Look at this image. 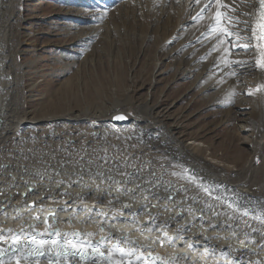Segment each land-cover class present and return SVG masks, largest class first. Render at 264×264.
Wrapping results in <instances>:
<instances>
[{"label":"bare ground","instance_id":"6f19581e","mask_svg":"<svg viewBox=\"0 0 264 264\" xmlns=\"http://www.w3.org/2000/svg\"><path fill=\"white\" fill-rule=\"evenodd\" d=\"M73 1H82L86 7L69 14L76 18L74 21L60 19L62 29L56 34L71 39L63 46L83 52L86 42L91 43L92 49L104 39H111L114 44V35H109L108 28L127 25L126 18L119 15L129 11V5L144 2L151 20L154 14H161L163 19L170 16L177 0H98L103 2L104 11L93 8L97 0ZM183 1L188 8L174 26L176 29L173 27L172 35L180 36V40L163 58L180 57L183 77L198 69L195 78L199 85L207 92L220 90L225 104H232L230 94L236 91L240 107L244 102L249 106L246 113L228 108L229 114H241L239 129L248 136L242 143L249 146L247 151L240 150L233 162L235 169L230 171L204 158L207 151L216 158V148L209 142L211 137H205V129L183 133L182 122L178 121L181 118L165 111L155 113L158 104L151 100L150 104L147 95L136 108L131 106L128 93L126 98L115 96L109 107L103 103L60 111L49 104L45 110L51 112L31 116L23 109L19 95L23 69L34 62L19 63L18 55L11 59L5 47L14 44L15 54L24 52L19 29L27 19L18 10H9L12 0H0V229L8 237L7 241H0V246L7 247L10 242L7 229L29 230L33 218L39 217L35 221L39 237L47 218L61 232V243L65 233L69 239L74 231L80 234L78 239L91 233L88 239L107 254L115 241H121V247L133 248L136 253L125 257L124 264L129 259L133 264H151L155 256L174 264H264V68L257 63L264 61V39H257L258 27L256 35L252 32L257 26L253 5L258 6V0ZM15 3L20 0H15L12 7ZM112 5L118 14L114 20L104 14L106 7ZM188 9H192L190 15ZM217 11L221 13L219 18ZM162 19L164 27L159 36L164 37L169 20ZM98 20L102 21L101 32L96 26L85 24ZM237 20L246 23L237 24ZM186 22L188 25L184 26ZM166 40L170 38L164 39L162 47ZM68 54L62 56L66 65L73 63L74 55ZM82 58L83 62L78 63L89 60L87 56ZM92 68L82 69L79 65L74 74L81 77L83 70L95 72ZM99 69L106 74L105 66ZM82 78L70 82L66 92L75 95L77 91L83 97L96 93L98 87L93 86L90 91L91 86ZM114 80L111 86H115ZM248 84L253 87L250 93ZM210 92L212 105H216ZM248 94L250 99L245 98ZM120 111L128 116L127 125L113 127L110 117ZM186 136L207 145L187 146L183 143ZM2 176L6 177L5 184ZM33 186L36 187L30 190ZM101 237L104 243H100ZM43 238L57 237L44 234ZM125 239L131 243L124 244ZM141 253L137 261L136 256ZM90 257L88 261L76 258L73 264H107L98 255ZM29 259L36 264L35 258ZM113 259L119 260L120 254L113 253ZM5 261L15 264V259L8 261L6 257ZM39 264H49L48 258L40 257Z\"/></svg>","mask_w":264,"mask_h":264},{"label":"rangeland","instance_id":"374dc122","mask_svg":"<svg viewBox=\"0 0 264 264\" xmlns=\"http://www.w3.org/2000/svg\"><path fill=\"white\" fill-rule=\"evenodd\" d=\"M14 1L15 0H12V2L8 3L9 10H18L19 15L27 19L23 21L19 29V38L25 43L21 47L24 52L22 54H15L14 44L9 43L8 46L6 45L5 47H8L7 51L11 59L12 57L15 59L18 55L16 60L19 63L34 62L32 66H26V68L23 69L20 80L21 95H19L23 99V109L31 116L36 118L39 116L41 117L43 111L47 113L51 112L52 110L50 109L45 110L49 104L60 111L66 109L77 110L96 104L102 105L103 103L110 106L115 96L123 98L125 94L129 93L127 97L130 99L129 102H131V106L134 108L140 105L148 96L149 102L151 100L153 104L154 102L158 104L155 113L162 114L165 111L171 117L176 119L181 118L178 119V121L179 123L182 122L180 124L183 126L181 127L183 133H193L200 128H202L201 130L205 129L206 133L201 132V134L205 133V137H211L212 140L210 139L209 142L216 148V158H212L209 155L210 151L204 152V158L208 159L211 163L226 167L228 171L235 169L233 162L235 161V157L239 156L240 150L247 151L249 149L246 143H242V139H246L248 136L239 129L240 125H242L240 121L241 114L235 115L233 113L234 111L231 112L233 114H229L228 110L230 107L232 110L236 109V112L237 110H239L238 112L244 111L243 113L248 111V109L246 111V108H249L247 103L244 102L242 107L237 103L239 98L236 95V91L232 92L233 96L230 94L232 100L229 101V103L232 104L226 103L227 105L220 99V90L213 89L211 92L208 91L214 95L213 98H215L213 100H216V105H212L210 100L212 97L202 88L203 85H199V79L195 78L197 72H200L198 69H193L191 75L187 74L183 77L179 69V66H182V64L179 65L180 57L163 58L171 47H175L177 40H180V36L173 38L174 36L172 35L175 32L176 24L179 23L181 14L188 8L183 0L175 1L170 16L167 18H164L165 16L163 17L164 22L169 20L167 24L169 27L165 25L167 26L166 37L159 36L161 28L164 27V24H162L163 22H160L162 15L154 14L151 20L149 16H147L150 14L146 12L147 7L143 2V4L139 5L133 4L135 8L129 5V11H122L121 15H119L121 18L123 17L122 19L126 18V26H119L118 24L108 28L109 35H114V37H112L114 44H111V39H104L100 42L98 41V48L92 49V47H89L91 43L86 42L83 47V52H73L75 50H71L70 45L63 46L62 44L70 42L71 39L56 34L62 29L61 24H59L60 19L66 22L76 20L75 17L72 18L69 14L71 12L72 14L81 12L82 10H80V8L83 9L86 7L82 1H76V3H74L73 0H20V3H15L12 7ZM101 4H103V2L98 1L93 8H97L98 11H104L105 8L103 9V5ZM106 9L107 12L104 13L105 15L109 16L112 20L117 18L118 14L116 13L114 5L106 7ZM191 10L192 9H188L187 14L190 15ZM134 19L139 21V23L134 22ZM128 21L130 24H128ZM101 22L102 21L98 20L86 22L85 24L99 28ZM133 23L137 25H133ZM146 25H148V27H146ZM186 25H188L187 22L184 26ZM100 30L101 28H99L98 32H101ZM165 38H170L169 41H171V43L166 40L167 44L162 47ZM115 51H117V54ZM66 54L74 55V57L71 58L73 61L72 64L66 65V60L64 59ZM83 56H87L89 60L85 64L78 63L82 61ZM79 65L82 66V69H91L93 67L92 69H95V72L91 73L86 71L84 73L83 70L80 77L78 76L79 73L74 74L75 69ZM102 66L106 68L105 75H103L101 69H99V67ZM77 78H82L83 82L86 80L88 86L92 88L90 89L89 87L90 91L93 90V86H96V88L98 87L97 92L91 94L90 97H83L81 93L79 94L77 91H74L75 95L66 92L68 88L70 89L71 83L77 81ZM88 79L89 83L87 81ZM113 80L116 83V87L114 85L111 86ZM247 87L250 93L253 87L249 84ZM251 87L252 89H250ZM203 90L204 92H202ZM214 90L216 91L215 93L213 92ZM224 92L227 95L225 90ZM59 96L62 97V99H58ZM245 98L250 99L249 94L248 96L245 95ZM108 102L111 103L109 104ZM19 105L20 101L18 100V107ZM225 114L228 117H226ZM233 115L236 118H234ZM106 122H108V120ZM126 125L127 124H112L113 127H125ZM206 128L209 129L207 130ZM150 132H152V128H150ZM110 138L112 141L116 139L114 137ZM185 138V142L183 143L187 146L207 145V143L200 139V141H195L188 139L187 136ZM219 146L223 148L220 150ZM247 154L248 153L245 152L244 157H246ZM1 181L5 184L6 177L2 176ZM35 187L36 186H33L30 190ZM148 259H150V257Z\"/></svg>","mask_w":264,"mask_h":264},{"label":"snow or ice","instance_id":"6c2138e0","mask_svg":"<svg viewBox=\"0 0 264 264\" xmlns=\"http://www.w3.org/2000/svg\"><path fill=\"white\" fill-rule=\"evenodd\" d=\"M255 8V15L257 17V26L252 28L253 35H256L257 27L260 29V34L257 36V39H264V0H258V6L253 5ZM221 13L217 11L216 17L219 18ZM219 22V20H218ZM239 23H246L244 21H236ZM223 31V30H222ZM229 35H231L229 33ZM239 38V32L236 33ZM171 43V41L169 42ZM247 48V45L244 46ZM260 67L264 68V61H257ZM123 116H116L115 119H124ZM106 159V157H105ZM244 215H247V212H244ZM39 217H34V223L29 225V230H25L21 227L19 232H15L12 229H7L6 231L9 234L10 242L7 247L0 246V264H6L5 258L7 257L8 261L15 259V264H32V261L29 258H35L36 264H39L40 257H47L49 264H73V261L78 257L79 261H88L91 259L89 256V248L92 253L98 255L102 260L107 261V264H124L125 257H131L135 255V250L133 248L121 247V241H115L112 246L108 249L107 255L105 252L100 251L98 247L93 245V242L88 239L92 234L87 233L85 239H78L79 233L72 232L71 239L68 238V233L64 234V240L61 243L60 239L61 232L55 228L54 225H50L48 219L45 218L43 223L45 228L43 233H41V238H37L35 230V221ZM53 219L55 217L53 216ZM264 219V217H262ZM5 230L0 229V241H7L8 237H5L2 233ZM103 232V228L100 229ZM44 234H50L57 238L55 239H44ZM104 238L101 237L100 243H104ZM124 244H130L131 242L125 239ZM264 246V245H262ZM118 252L120 254L119 260L113 259V253ZM141 255L136 256V260L139 261L142 257ZM221 255L227 256V253H221ZM55 256V260L52 257ZM156 261H161V264H174L172 260H161V257L155 256L152 259L151 264H155ZM78 264V262H77ZM128 264H133L131 259L128 260ZM224 264H230V262L225 261Z\"/></svg>","mask_w":264,"mask_h":264},{"label":"water","instance_id":"95a60500","mask_svg":"<svg viewBox=\"0 0 264 264\" xmlns=\"http://www.w3.org/2000/svg\"><path fill=\"white\" fill-rule=\"evenodd\" d=\"M116 116H123L124 119H115ZM128 116L124 112H116L110 117V122L115 125H125L128 121Z\"/></svg>","mask_w":264,"mask_h":264}]
</instances>
